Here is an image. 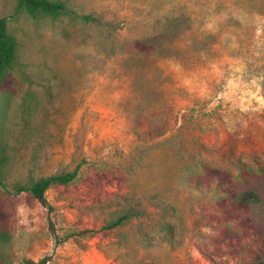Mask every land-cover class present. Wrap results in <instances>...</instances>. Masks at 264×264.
Here are the masks:
<instances>
[{
  "label": "rangeland",
  "instance_id": "1",
  "mask_svg": "<svg viewBox=\"0 0 264 264\" xmlns=\"http://www.w3.org/2000/svg\"><path fill=\"white\" fill-rule=\"evenodd\" d=\"M62 1L90 23L0 0V264L264 262V0Z\"/></svg>",
  "mask_w": 264,
  "mask_h": 264
},
{
  "label": "trees",
  "instance_id": "2",
  "mask_svg": "<svg viewBox=\"0 0 264 264\" xmlns=\"http://www.w3.org/2000/svg\"><path fill=\"white\" fill-rule=\"evenodd\" d=\"M17 12L26 14L33 19H49L57 21L62 18H67L76 23L81 21L82 23H90L91 16H80L74 14L67 8V4L62 0H18ZM21 45L17 41L16 37L9 32L8 24L5 19H0V93L7 86L10 76L21 68L19 53ZM22 73V72H21ZM22 80L31 84L32 81L22 73ZM2 148V147H1ZM4 156L0 159V186L5 188L8 180V172L5 170ZM77 171L58 174L41 178L38 180L31 179L26 185L17 186L16 191L18 193L27 192L35 200L43 201L49 190L52 188L67 187L77 178ZM241 205L248 204L249 202L260 203V198L254 192H246L239 198ZM129 216L123 215L117 220L108 225V229L113 230L122 226ZM1 254V251H0ZM259 264H264L260 262Z\"/></svg>",
  "mask_w": 264,
  "mask_h": 264
}]
</instances>
